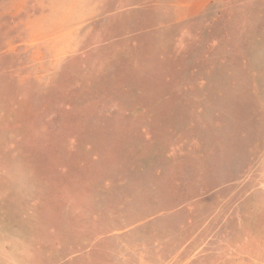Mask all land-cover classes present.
<instances>
[{
	"label": "rangeland",
	"instance_id": "rangeland-1",
	"mask_svg": "<svg viewBox=\"0 0 264 264\" xmlns=\"http://www.w3.org/2000/svg\"><path fill=\"white\" fill-rule=\"evenodd\" d=\"M128 1L0 0V264H264V0Z\"/></svg>",
	"mask_w": 264,
	"mask_h": 264
},
{
	"label": "crops",
	"instance_id": "crops-1",
	"mask_svg": "<svg viewBox=\"0 0 264 264\" xmlns=\"http://www.w3.org/2000/svg\"><path fill=\"white\" fill-rule=\"evenodd\" d=\"M127 3V1H125ZM130 0L128 1V3ZM165 18H170L171 16H181L182 18H187L191 16L192 13L201 11L208 3L209 0H185V3L179 4V6H171L172 3L168 0H164ZM130 14V13H129ZM129 21V20H127Z\"/></svg>",
	"mask_w": 264,
	"mask_h": 264
}]
</instances>
